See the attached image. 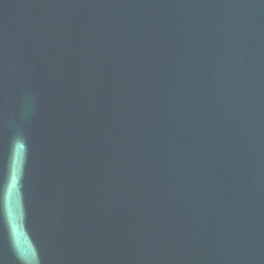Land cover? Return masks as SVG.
Segmentation results:
<instances>
[{
	"label": "water",
	"instance_id": "obj_1",
	"mask_svg": "<svg viewBox=\"0 0 264 264\" xmlns=\"http://www.w3.org/2000/svg\"><path fill=\"white\" fill-rule=\"evenodd\" d=\"M0 264H264V0H0Z\"/></svg>",
	"mask_w": 264,
	"mask_h": 264
}]
</instances>
